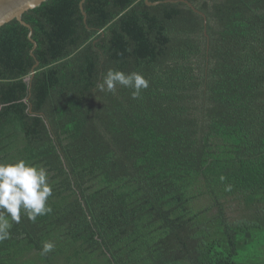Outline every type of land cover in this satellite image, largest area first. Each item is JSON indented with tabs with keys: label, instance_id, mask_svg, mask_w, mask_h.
<instances>
[{
	"label": "trees",
	"instance_id": "obj_1",
	"mask_svg": "<svg viewBox=\"0 0 264 264\" xmlns=\"http://www.w3.org/2000/svg\"><path fill=\"white\" fill-rule=\"evenodd\" d=\"M166 1L47 0L34 50L0 27V163L53 193L0 264H264V0Z\"/></svg>",
	"mask_w": 264,
	"mask_h": 264
},
{
	"label": "clouds",
	"instance_id": "obj_2",
	"mask_svg": "<svg viewBox=\"0 0 264 264\" xmlns=\"http://www.w3.org/2000/svg\"><path fill=\"white\" fill-rule=\"evenodd\" d=\"M117 86L132 89V98L138 99L141 91L148 89L149 81L137 72L126 74L109 70L98 87L101 91L115 93ZM52 194L46 169L31 166L25 160L0 163V242L10 238L9 217L12 222L19 223L24 213L35 222L38 216L49 214L52 209L47 202ZM53 249V243L44 242L41 255Z\"/></svg>",
	"mask_w": 264,
	"mask_h": 264
},
{
	"label": "water",
	"instance_id": "obj_3",
	"mask_svg": "<svg viewBox=\"0 0 264 264\" xmlns=\"http://www.w3.org/2000/svg\"><path fill=\"white\" fill-rule=\"evenodd\" d=\"M45 1L47 0H0V27L11 22L12 20L19 21L22 25L29 29L28 39L32 43L34 50L36 48V43L31 38L32 31L30 27L22 21L21 17L25 12L40 6ZM84 1L85 0H81L79 7L85 21V13L83 12L82 8ZM166 2L174 1L168 0ZM146 4L151 5L148 1H146ZM189 6L191 5L189 4ZM37 65L38 63L35 64V66Z\"/></svg>",
	"mask_w": 264,
	"mask_h": 264
}]
</instances>
